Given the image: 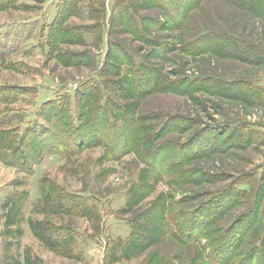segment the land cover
<instances>
[{
	"label": "rangeland",
	"instance_id": "1",
	"mask_svg": "<svg viewBox=\"0 0 264 264\" xmlns=\"http://www.w3.org/2000/svg\"><path fill=\"white\" fill-rule=\"evenodd\" d=\"M0 264H264V0H0Z\"/></svg>",
	"mask_w": 264,
	"mask_h": 264
}]
</instances>
